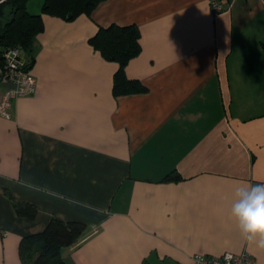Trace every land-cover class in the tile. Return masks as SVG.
Returning a JSON list of instances; mask_svg holds the SVG:
<instances>
[{"label":"crops","instance_id":"crops-1","mask_svg":"<svg viewBox=\"0 0 264 264\" xmlns=\"http://www.w3.org/2000/svg\"><path fill=\"white\" fill-rule=\"evenodd\" d=\"M31 1L39 12L43 0ZM221 3L217 15L208 0L42 14L35 91L0 115V264H22L21 237L53 217L85 223L61 250L73 264H193L226 251L264 264L231 216L236 187L264 183V1ZM110 24L140 31L125 74L142 92L113 93L118 64L89 42Z\"/></svg>","mask_w":264,"mask_h":264},{"label":"trees","instance_id":"trees-1","mask_svg":"<svg viewBox=\"0 0 264 264\" xmlns=\"http://www.w3.org/2000/svg\"><path fill=\"white\" fill-rule=\"evenodd\" d=\"M29 0H4L0 3V63L3 51L18 48L19 57L27 69L33 59L32 48L36 35L43 29L42 14L72 20L80 14L89 15L103 0H43L40 11L27 10ZM140 31L136 25L110 24L98 27L89 38L90 44L108 60L118 64L113 76V93L142 92L145 87L125 74L127 63L141 51ZM177 179L176 175L174 177ZM16 211L28 218L36 213V207L27 202H16ZM85 223L81 220L51 218L39 232L23 235L19 242L22 264H73L66 261L62 248L75 244L81 238Z\"/></svg>","mask_w":264,"mask_h":264},{"label":"built area","instance_id":"built-area-1","mask_svg":"<svg viewBox=\"0 0 264 264\" xmlns=\"http://www.w3.org/2000/svg\"><path fill=\"white\" fill-rule=\"evenodd\" d=\"M264 1V0H262ZM211 13L217 15L227 9L221 0H208ZM2 63H0V83L5 87L0 93V115L10 116V106L16 97L30 95L35 91L36 79L25 69V62L19 57L18 48H8L3 51ZM193 264H254L253 257L243 251L232 253L226 251L219 256L194 254Z\"/></svg>","mask_w":264,"mask_h":264},{"label":"clouds","instance_id":"clouds-1","mask_svg":"<svg viewBox=\"0 0 264 264\" xmlns=\"http://www.w3.org/2000/svg\"><path fill=\"white\" fill-rule=\"evenodd\" d=\"M231 216L237 221L242 236L264 249V183L236 187Z\"/></svg>","mask_w":264,"mask_h":264},{"label":"rangeland","instance_id":"rangeland-1","mask_svg":"<svg viewBox=\"0 0 264 264\" xmlns=\"http://www.w3.org/2000/svg\"><path fill=\"white\" fill-rule=\"evenodd\" d=\"M32 1H33V2H32ZM32 1H31V5L29 6L30 9H32V8H31L32 6L36 5V4H34V3L39 2L40 0H32ZM29 4H30V3H29Z\"/></svg>","mask_w":264,"mask_h":264},{"label":"water","instance_id":"water-1","mask_svg":"<svg viewBox=\"0 0 264 264\" xmlns=\"http://www.w3.org/2000/svg\"><path fill=\"white\" fill-rule=\"evenodd\" d=\"M4 0H0V3H2Z\"/></svg>","mask_w":264,"mask_h":264}]
</instances>
